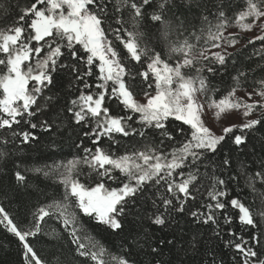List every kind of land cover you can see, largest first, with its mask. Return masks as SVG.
I'll list each match as a JSON object with an SVG mask.
<instances>
[{"label": "snow or ice", "instance_id": "obj_1", "mask_svg": "<svg viewBox=\"0 0 264 264\" xmlns=\"http://www.w3.org/2000/svg\"><path fill=\"white\" fill-rule=\"evenodd\" d=\"M170 3L171 0H159L158 12L151 15L153 21L164 23L165 35L168 23L163 21L162 14ZM151 4L152 0H119L116 11L120 7L128 8L131 21L138 27L144 15L143 9ZM245 4L244 9L235 15V25L242 30L258 29L261 34L254 39L264 41V0H245ZM216 15L217 22L214 25L208 22L204 44L221 48L222 51L209 53L207 48L198 47L197 43L185 39L180 43L168 44V58L143 44V34L136 28L127 31L126 36L122 35L125 29L119 20L117 24H121L120 27L106 28L105 20L111 18L107 0H35L18 17L23 23L6 30L0 29V54L4 56L0 58V65L5 68L0 73V129H13L14 125L23 123L30 125L31 129L40 127L44 131H52L54 120L51 123L45 120L38 125L28 118L43 113L39 98L53 83V74L61 70L72 74L87 90L81 91L66 111L81 127L89 121L94 124L89 132H85L86 136L94 137L93 144H97L101 137L111 138L113 134L144 136V128L158 129L162 137L171 140L172 133L167 129L170 120L188 127L187 133L183 127L178 129L185 139L170 153L171 159L168 158L169 154L154 148L119 157L101 147H96L94 152L85 149L86 153H90V158L85 156L82 163L102 181L94 187H87L78 179L79 159L32 169L46 178L57 177L64 191L58 198L54 197L50 203L40 207L33 214L34 223L26 229L14 223L5 209L0 207V224L5 225L7 231L22 243L26 264H44L27 238L40 232V222L52 216L62 221L81 257L90 259L94 264H107L103 259L105 249L89 234L80 214L113 230L122 229V220L130 213V205L138 199V193L143 194L149 187L160 186L165 188L159 197L164 211H159L160 206L153 200L157 213L149 219L155 225H165L172 212L184 213L188 201L195 199L190 188H196L199 163L208 158L206 154H215L229 137L237 146L245 143V131L264 122V79L255 82L258 87L253 92L246 93L249 100L253 95L261 97L258 101L249 103L236 96L237 89L241 87L239 76L245 75L243 72L234 78V86L225 95L219 99L210 95L217 90L209 87L208 79L202 73L206 70L215 75L216 68L212 65L225 66L231 55L227 53V47L238 42L234 34L224 36L226 28L231 26L226 14L219 11ZM26 18L30 19V23ZM204 20H208L207 16ZM109 32L112 38H109ZM195 39L199 41L201 37L196 36ZM33 42L35 47L32 46ZM119 45H122V50ZM81 50L83 55L80 54ZM124 51L128 63H125ZM66 56L71 58L68 63L62 62ZM173 57L174 64L171 62ZM205 61L208 63L205 64ZM136 65L144 70L136 71ZM93 76L94 83H88L85 78ZM137 76L144 85L140 89L146 101L143 103L135 99L139 93L133 91ZM198 96H204L205 101L201 102ZM106 99L116 100L123 106L126 115L110 114L109 108L105 106ZM205 103L209 109H215L217 120L232 110H242L243 117L247 118L259 108L262 116L246 119L240 125L225 126L221 134L217 135L203 119ZM137 116L136 122L141 125L140 129L132 127L130 123ZM237 130L240 135L235 134ZM13 136L21 137L24 143L36 139L31 131L24 130L18 133L13 131ZM222 164L229 166L230 161L225 158ZM185 167L197 171H189L185 177ZM261 167L264 169V161ZM117 170L126 178V182L122 181L119 187H106L107 180L120 179L113 175ZM15 175L17 181H25V176L19 171ZM176 175L182 179L177 181ZM256 175L264 179V170ZM223 185H226L223 179L213 177L212 190L208 196L214 203L202 205L203 211L197 209L191 211L190 215L195 223L211 226L217 239L224 235V225H228L227 235L230 239L226 244L233 246L244 257L243 264H253L249 258L257 257V252L242 236H237L230 226L237 220L244 228L256 229L259 235L253 234L252 242L264 246V223H261L264 221V204L254 213L237 198L222 201L220 198L227 196L226 191L219 190V186ZM159 190L158 187L157 192ZM229 205L239 210L238 218L228 214ZM221 219L224 225H221ZM152 251L156 249L152 248ZM112 259L116 264H131L127 259ZM258 264H264V260H259Z\"/></svg>", "mask_w": 264, "mask_h": 264}, {"label": "trees", "instance_id": "obj_2", "mask_svg": "<svg viewBox=\"0 0 264 264\" xmlns=\"http://www.w3.org/2000/svg\"><path fill=\"white\" fill-rule=\"evenodd\" d=\"M32 3H35V0H0V29L6 30L23 23L18 17L22 10L30 7ZM158 3L159 0H152L151 6H145L144 15L137 27L130 19L128 8L120 7V10L116 11L119 0H107L111 18L105 20L104 26L115 29L122 24L125 29L122 35L125 36L127 31L136 28L143 34V44L161 52L164 58H168L169 43H180L188 39L197 43L198 47L207 48L210 44H204V40L207 38L208 22L214 25L217 22L216 14L223 11L229 18L230 25H233L236 13L246 6L245 0H171L167 10L162 14L163 21L168 23L165 35L164 23L151 19V15L158 12ZM205 16L208 18L207 21L204 20ZM118 20L121 24H117ZM28 22L30 23V19ZM196 36H200L201 39L196 41ZM109 38H112L111 32ZM237 38H239L238 45L228 52L231 55L226 65H212L216 68L215 75L206 70L202 73L207 77L209 87L217 90L214 94L210 93L216 99L231 90L234 86V78L241 72L245 75L239 76L241 87L237 90H254L258 87L255 82L264 79V41L247 36ZM249 41L254 42L249 43ZM32 46H36L35 42ZM119 47L122 50V45ZM80 54L83 55L82 50ZM123 55L125 63H128L126 51ZM0 58H4L3 54H0ZM70 59L66 56L62 58V62L68 63ZM171 62L175 63V57ZM207 63L205 61V64ZM142 70L144 69L136 65V71ZM4 71V66L0 65V73ZM53 77V83L39 98V106L43 109V113H38L35 118H28L38 125L45 120L50 123L54 120L52 131H44L40 127L31 129L30 125L23 123L19 126L14 125L13 129H0V207H3L14 223L22 229L34 223L33 214L40 207L50 203L54 197L58 198L64 191L57 177L46 178L42 173L34 172L32 169L66 164L70 160L79 159L81 164L78 169V179L85 186L94 187L102 181L82 163L85 156L90 158V153H86L85 149L94 152L96 147H101L113 156L119 157L154 148L158 152L169 154L168 158L171 159L170 153L185 139L178 129L183 127L185 133L188 132L187 126L170 120L167 122V129L172 133L171 140L162 137L158 129L144 128V136L133 134L124 137L122 134H113L111 138L104 136L97 144H93L94 137L86 136L85 132H89L94 124L89 121L86 126L81 127L71 118V113L66 111L67 107H71V101L76 99L81 91L87 92L84 84L76 81L72 74L63 70L54 73ZM85 79L92 84L95 76ZM134 83L136 87L133 91L139 93L135 99L144 97L140 91L144 87L141 78L137 76ZM92 91L95 92L96 89L93 88ZM203 98L205 99L204 96ZM105 106L112 115H126L123 106L114 99H106ZM261 116V111L255 113V119ZM136 119L138 116L130 123L132 127L140 129L141 125ZM21 130L31 131L36 139L24 143L21 137L13 136V131L18 133ZM235 134L241 133L237 130ZM244 134L245 143L237 146L229 137L215 154H206L208 158L199 163L196 188H190L195 199L188 201L184 213L172 212L165 225H155L149 219L157 213V208L153 207V200L160 206L159 211H164L159 197L165 192V188L160 186L149 187L143 194L138 193V199L130 205V213L122 220V229L113 230L80 214L89 234L105 249L103 259L107 264H116L113 257L127 259L131 264H213V261L215 264H243L244 257L238 254L233 246L226 244L230 239L227 235L229 226L224 225L222 219L220 222L224 225V235L217 239L212 227L195 223L190 212L197 209L203 211L202 205L214 203L208 196V192L212 190L213 177L226 182V185L219 186V190L227 192L226 197L220 198L222 201L237 198L254 213L262 207L264 179L256 174L264 170L261 167L264 161V122L246 130ZM225 158L230 161L229 166L222 164ZM138 162L142 163V161ZM17 171L25 176L24 182L17 181L15 175ZM179 171L178 169L177 172ZM189 171H197V169L185 167V177ZM113 175L120 179L107 180L106 187H119L122 181L126 182V178L118 170ZM175 179L179 181L182 178L176 175ZM158 187L159 192H157ZM238 212V209H232L229 205V215L238 218ZM217 215L219 217V210ZM256 218L259 220V217ZM40 227L41 231L35 236L28 237L27 241L44 264H94L90 259L79 255L77 245L72 243V237L68 234V230H65L61 220L55 216L45 217L40 222ZM230 227L257 252V257L249 258L253 264L264 260V246L255 244L251 239L253 234L259 235L256 229L244 228L237 220H234ZM168 241L172 243L169 244ZM152 248L156 251L153 252ZM24 251L19 239L7 231L5 225L0 224V264H26Z\"/></svg>", "mask_w": 264, "mask_h": 264}, {"label": "rangeland", "instance_id": "obj_3", "mask_svg": "<svg viewBox=\"0 0 264 264\" xmlns=\"http://www.w3.org/2000/svg\"><path fill=\"white\" fill-rule=\"evenodd\" d=\"M234 34L235 39L238 41L239 36H247L249 38H253L256 37L258 35L261 34V32L256 29L253 28L252 30H242L240 29L238 26L235 25V23L233 25H231L230 27L226 28V30L224 31V36H228L229 34ZM238 45V42L234 45V46H229L227 47V53L234 49L236 46ZM207 49L209 50V53L211 52H216V51H222L221 48H212L211 45L207 47ZM253 92V89H246V90H237L236 92V96L237 97H241L243 98L245 101L251 103L252 101H258L261 99V97L257 96V95H253L251 100H249L248 96L246 93H251ZM198 99L201 100V102H204L205 99L203 98V96H198ZM139 102H146L145 98H139L136 99ZM257 111H260L259 108H257L256 111H254L252 113V115H250L249 117L245 118L242 115V110H232L230 113H226V114H222V116L219 118V120H217L214 116L215 113V109H209L207 107V104L205 103V109H204V116L203 119L206 122V125L211 128L213 130V132H215L217 135L221 134L222 132V128L225 126H229V125H240L242 123L245 122L246 119H255V113H257Z\"/></svg>", "mask_w": 264, "mask_h": 264}]
</instances>
